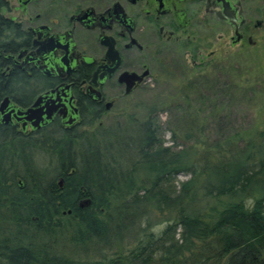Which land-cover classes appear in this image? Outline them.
Listing matches in <instances>:
<instances>
[{
	"label": "trees",
	"instance_id": "obj_1",
	"mask_svg": "<svg viewBox=\"0 0 264 264\" xmlns=\"http://www.w3.org/2000/svg\"><path fill=\"white\" fill-rule=\"evenodd\" d=\"M233 80L218 92L240 94ZM209 83L198 75L177 94L186 139L199 130L190 96ZM13 93L0 88V100ZM153 110L125 145L117 140L127 130L106 142L60 129L0 133V264H264V130L174 150L163 145ZM113 149L120 159L130 152L132 168L123 171ZM37 151L54 159L52 174L35 163ZM180 173L189 177L170 188ZM64 217L76 248L96 247L99 258L51 246Z\"/></svg>",
	"mask_w": 264,
	"mask_h": 264
},
{
	"label": "flooded vegetation",
	"instance_id": "obj_2",
	"mask_svg": "<svg viewBox=\"0 0 264 264\" xmlns=\"http://www.w3.org/2000/svg\"><path fill=\"white\" fill-rule=\"evenodd\" d=\"M263 42L264 0H0V88L14 91L0 133H71L150 90L176 58L194 67L214 44ZM36 102L39 127L18 114Z\"/></svg>",
	"mask_w": 264,
	"mask_h": 264
},
{
	"label": "rangeland",
	"instance_id": "obj_3",
	"mask_svg": "<svg viewBox=\"0 0 264 264\" xmlns=\"http://www.w3.org/2000/svg\"><path fill=\"white\" fill-rule=\"evenodd\" d=\"M210 50L214 51L213 55L208 57L205 63L194 67L190 66L188 59L173 58L174 61L172 60L163 74L154 76L150 90L139 91L130 97L122 98L117 106L100 118L76 126L71 133L92 141L100 139L101 136V140L106 142L111 140L112 133H123L127 130L128 133L117 140L118 144L125 145L128 140L125 138H128L129 134L134 135V128L152 108H155L153 116L161 133L163 145L170 146L174 150L188 145L200 151L203 146L214 145L227 137H234L233 139L237 140L246 136L251 130H264V42L256 48L242 49L226 47L224 43H219L208 47L204 53L208 54ZM198 75L208 78L211 85L200 88L196 94L190 96L191 109L200 111L199 130L190 139H186L178 121L185 105L178 101L177 94L187 82ZM231 79H234V84L239 87L240 94L232 97L224 92H218L221 89L220 85L230 84ZM197 140L199 142L195 143ZM117 143L114 141L113 148L119 147ZM111 152L119 158L123 171L132 168L131 158L128 156L131 155L130 152L125 153L123 159H120V153L116 149ZM34 161L44 171L48 170L47 174H52L55 164L52 156L45 151H37L34 154ZM137 168L139 171H144L142 167ZM188 177L182 173L178 174L169 187L177 190L180 183ZM19 181L22 183L21 180ZM159 220L153 224L157 230L165 224L164 221ZM68 222L65 217L61 221L66 226ZM28 228L30 231L34 230L33 225H29ZM74 233L75 231L67 226L49 235L47 241L51 246L62 251L83 252L91 258L100 257L96 247H88L86 251L77 249L72 241Z\"/></svg>",
	"mask_w": 264,
	"mask_h": 264
},
{
	"label": "water",
	"instance_id": "obj_4",
	"mask_svg": "<svg viewBox=\"0 0 264 264\" xmlns=\"http://www.w3.org/2000/svg\"><path fill=\"white\" fill-rule=\"evenodd\" d=\"M127 93L129 92V90L127 89L126 91ZM9 99L6 97L4 98V100L1 102L0 104V111L1 113H4V109L8 103ZM37 105V102L35 103L34 107L32 108H29L25 111H18V114L19 116H25L26 118L30 119V120H33L32 122V125L33 127H39L40 124H41V115L40 113H37V110H35V106ZM4 116L8 117L10 116V113H7V114H3ZM4 118V117H3ZM5 119V118H4ZM7 120V119H6ZM62 184V181L60 180L59 181V185ZM90 203V199L87 198V199H84L80 202V206H85V205H88Z\"/></svg>",
	"mask_w": 264,
	"mask_h": 264
}]
</instances>
